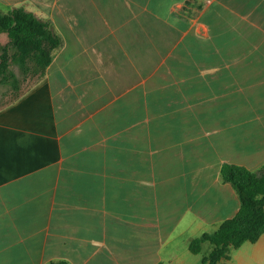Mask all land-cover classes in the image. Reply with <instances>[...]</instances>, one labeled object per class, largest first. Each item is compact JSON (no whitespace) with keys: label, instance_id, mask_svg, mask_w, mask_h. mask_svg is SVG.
<instances>
[{"label":"crops","instance_id":"0c3cea01","mask_svg":"<svg viewBox=\"0 0 264 264\" xmlns=\"http://www.w3.org/2000/svg\"><path fill=\"white\" fill-rule=\"evenodd\" d=\"M17 7L62 44L0 96V264H199L240 209L222 167L264 166V0ZM228 263L264 264V233Z\"/></svg>","mask_w":264,"mask_h":264},{"label":"trees","instance_id":"16d2710c","mask_svg":"<svg viewBox=\"0 0 264 264\" xmlns=\"http://www.w3.org/2000/svg\"><path fill=\"white\" fill-rule=\"evenodd\" d=\"M1 33H6L9 38L3 52L6 53L8 47L15 49L12 58L23 72H33L36 80L44 76L53 59L54 51L62 44V39L51 29L48 22L23 7L0 13ZM8 66V59L2 57L0 85L10 80ZM14 81L18 82L17 79ZM222 176L237 191L240 209L234 217L225 220L215 231L205 232L191 241L190 250L193 253H199L205 242H210L214 246L203 258V264H229L233 248H238L246 242L254 243L264 233V166L258 172H253L244 166L225 164L222 167ZM50 264L68 263L54 261Z\"/></svg>","mask_w":264,"mask_h":264},{"label":"rangeland","instance_id":"374dc122","mask_svg":"<svg viewBox=\"0 0 264 264\" xmlns=\"http://www.w3.org/2000/svg\"><path fill=\"white\" fill-rule=\"evenodd\" d=\"M6 44L7 43L0 42V61L2 57H6L8 59V72L9 76L11 75V77H9V82L0 85V96L2 102H10L14 100L18 95L20 96L37 82L36 75H34L33 72H23L20 65L12 58L15 49L8 47L7 52H3V48ZM14 79H17L18 82L16 83ZM211 247L212 245L207 243V246L204 248L202 254L208 252V249ZM202 254L197 256V261H199V264H202Z\"/></svg>","mask_w":264,"mask_h":264}]
</instances>
